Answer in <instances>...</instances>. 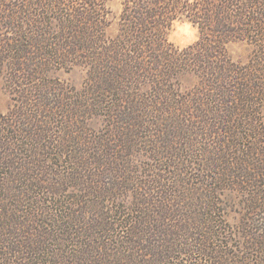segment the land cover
<instances>
[{
    "label": "rangeland",
    "instance_id": "1",
    "mask_svg": "<svg viewBox=\"0 0 264 264\" xmlns=\"http://www.w3.org/2000/svg\"><path fill=\"white\" fill-rule=\"evenodd\" d=\"M111 7L116 15L120 14L121 0H115ZM194 44L178 52L167 43L169 49L186 59L188 53L185 51L192 52ZM261 50L246 43L228 46L237 70L256 73L260 77L252 88L256 92L247 95V99L236 90L240 85L236 88L227 86V89L236 90L233 96L222 94L225 87L222 84L213 86L221 91L204 85L208 79L217 83L214 66L232 64L223 55L205 64L196 63L208 70L205 76L199 73L198 65L191 68L174 65V76L168 79V93H155L156 89L149 83L151 80H130L127 88L122 89L125 95H135L134 101L138 103L131 104L124 100L125 97L121 102L116 96L108 98L101 92L97 95L99 79L89 65L71 60L50 63L48 69L41 70L35 61L29 66L37 73L31 70L20 73L12 69L10 62L2 63L0 122L3 121L1 116L8 122L6 135H0V158L6 163L0 166V199L9 205L15 217L29 212L35 199L39 198L44 210H49L50 204L64 201L58 209L63 208L74 215L78 223L79 218L86 220L90 227L96 228V220L106 224L118 222L117 204L112 207L114 213H109L107 210L112 205L97 199V195H103L100 188L111 189L113 196L121 197L117 211L133 207L138 202L135 194L138 192L139 195L142 193L143 200H148L143 209L158 214L161 212L158 201L168 197L176 209L168 226L184 225L189 228V235H193L184 239L172 236L163 240L157 237L137 239L143 248H147V255L150 253L142 257L139 245L130 250H119L114 245L120 241L119 235L130 237L126 228L119 232H104L103 228L102 234L107 237L85 235L77 238L84 229L76 231V226L72 230L65 227L56 230L41 223L39 233H70L75 238L67 242L49 240L43 252L40 249H36L37 253L25 250L26 260H19V263L39 260L55 264L59 259H54L52 253L58 251L61 260L67 264H159L157 259L163 257L161 252L155 251L159 242H172L177 247H181V242L198 246L206 239L199 234L213 232L215 235L207 239L206 247H198V250L208 247L212 253H200V250L189 256L166 252L174 256L170 262L264 264V212L258 209L252 213L250 206V195L256 188L264 191V54ZM231 99L235 102H230ZM98 101H103V105H91ZM119 104H122V117L118 112H115L117 115L109 112L110 107L118 106V109ZM128 112L131 115H127ZM79 164L87 168L88 177H92L89 173L100 169L96 172L103 176L111 172L112 178H100L105 181L97 185L99 193L88 194L87 191L88 196L83 198V190L90 185L83 186L77 179H72L82 171ZM10 172L13 176L9 180L6 174ZM36 174L45 181L37 188L32 186V177H37ZM135 180L137 184H134ZM117 185L127 189L140 185L143 189L113 191ZM31 187L34 188L31 190ZM26 189L27 202L18 204ZM54 192H58L57 200ZM260 201L256 200V204L253 201L254 208L261 206ZM99 208L100 212H95ZM44 221L49 220L45 218ZM155 227L158 228V224ZM32 232L35 231L18 233L28 235ZM82 241L92 247L81 245ZM79 251L83 254L78 255Z\"/></svg>",
    "mask_w": 264,
    "mask_h": 264
},
{
    "label": "trees",
    "instance_id": "2",
    "mask_svg": "<svg viewBox=\"0 0 264 264\" xmlns=\"http://www.w3.org/2000/svg\"><path fill=\"white\" fill-rule=\"evenodd\" d=\"M114 1L0 0V70H2V63L10 62L12 69L15 71L27 73L31 70L37 73L33 68H30L31 62L37 61V66H40L42 70L45 67L48 69L50 63H67L73 60L79 64L89 65L94 76L98 77L99 81L96 83L99 86L95 90L97 95L101 92L102 95L108 98L116 96V100L121 102L125 97L124 100L131 104L138 103L136 100L134 101L133 96L135 95L133 93L125 95L122 89L123 87L127 88V83L130 80L134 79L133 81H135L141 78L151 80L149 83L156 89L155 93H158V91L168 93L170 88L168 86L170 80L168 81V79L174 76L172 73L174 65H184L191 68L198 65L196 63L205 64L206 61L213 58L218 59L221 55L232 63L233 60L228 52V46L233 43L258 46L264 54V0H121L122 9L118 15L113 12L111 7ZM180 17L190 21L198 28L200 34L198 42L192 46L193 51H185L188 53L187 59L173 51V48V50L169 49L166 40L172 22ZM200 66L198 65L199 73L205 76V72L208 70L204 66ZM234 66V63L214 66L213 72L215 73L214 76H217V83L208 79L204 85L219 89L213 86L222 84V86H225L222 94L231 96L237 90L240 91L239 94L246 95L245 99H247V95L256 92V89L252 90V88L255 81H260V77L256 76V73L239 71ZM177 68L178 66L175 67V69ZM228 85H234L235 88L240 86L236 90H231L227 89ZM219 90L221 91V89ZM143 100L146 101L144 96ZM240 100L243 99L240 98ZM219 102L221 106L222 100ZM230 102L235 101L231 99ZM103 103V101H98L91 105L99 107ZM227 103L229 102L227 101ZM121 105L119 104L118 109V106L114 109L110 107L111 111L109 112L114 115H117L118 112L120 113L119 116L122 117ZM154 107L157 106L154 105ZM129 108L131 109V107ZM127 115H131V112H128ZM1 118L3 121L0 122V135L4 136L6 135L5 126L8 121L5 122L2 116ZM17 132L19 133V129L16 130V135ZM0 145L2 146L1 142ZM3 161L0 158V166L6 164ZM95 164L97 163L95 162ZM79 167H82V171L72 179H77L83 186L90 185L83 190L85 194L83 198H86L90 193H99L96 189L100 187H97V185L105 181L100 178H112L111 172L106 176L97 173L96 171L100 169L89 173L92 174V177H88L86 175L87 168L80 164ZM263 173L264 171H262ZM6 175L9 180L13 176L12 172ZM36 176L35 178L32 177L34 182L32 186L37 188L45 181L40 179L39 175L36 174ZM113 178L115 177L113 176ZM248 179L251 181V178ZM128 181L133 182V179H128ZM34 187H31V190ZM135 187L127 189L123 185H117L113 191H121L126 188L135 192V190L143 189L140 185ZM90 188L94 191H90ZM254 190L255 188H253ZM27 191L26 189L21 196L19 195L18 204L27 202ZM87 191H89L88 194L85 193ZM100 191L103 192V195H97V199H100L103 204L110 203L112 205L111 207L108 205L110 207L107 210L109 213H114L112 207L117 204L118 208L116 207L115 213H118L119 220L110 224L100 223L96 220V228L90 227V223L86 220L81 219L80 221V218L78 223L74 219V215L63 211V208L58 209L60 205L65 203L64 201H57V204L54 205L50 204L49 210H44L42 200L37 198L33 202L32 209L18 218L13 215V210L9 205L1 202L0 199V264H22L19 263V260H26L24 257L26 256L25 250L37 253L35 252L36 249H40V252H43L45 251L43 248L47 246L49 240H64L67 242L68 239L75 238V235L70 233H56L55 235L39 233L41 230L38 226L41 223L50 226V228L54 227L56 230H61L64 227L72 230L76 226L80 227L76 231L84 229L83 233L77 235V238L85 235L99 238L107 237V235L102 234L103 228H105L104 232H115L116 230L119 232L120 229L126 228L129 230L130 237L119 235L120 241L114 245L119 250H130L134 245H139V252H141L142 257H146L150 253L147 255V248H143L138 240L149 237H157L162 240L170 236L175 237V239L177 237L182 239L193 237L187 231L189 228L184 225L168 226L170 223L168 221H172L176 211L168 197H163L162 201H158L157 206L161 207V212L158 214L143 209L142 206L148 204V200H143L142 193L139 195L138 192H135L138 202L133 207L129 206L125 211H117L120 209L118 200L121 197L113 196L111 189L101 190L100 188ZM53 194L57 197V200L59 197L58 192ZM250 196H252L250 201L252 213L258 212V209L259 212H264L263 189L256 188V191ZM256 200L262 202L259 208L253 206V201L256 204ZM109 207H106V209ZM97 210L95 212H100V208ZM84 213L87 214L88 212L84 211ZM96 217L101 219L99 216ZM45 218H48L49 221H44ZM79 224L80 226H78ZM157 224L158 228L155 227ZM29 230L35 232L28 235L18 233ZM174 230L177 232H174ZM214 235L213 232L199 234L198 236L206 239L202 240L198 246L181 242V247H177L172 242H166V244L159 242L155 251H157V254L161 252L163 257L165 256L167 259L162 257L157 259V262L159 264H175L178 262H170L174 260V256H169L166 252L187 254L189 256L190 253L200 252V250V253L202 251L205 253L211 252L207 250L208 247L200 250H198V247H206L208 240L213 238ZM125 238L127 239L124 240ZM80 244H87L86 247H92L87 241H82ZM81 254L83 252L79 251L78 255ZM52 256L54 259H59L55 261V264H67L61 260L60 252L55 251ZM75 258L78 260V257ZM170 258L171 260H169ZM24 264H52V261L37 260V262L32 261Z\"/></svg>",
    "mask_w": 264,
    "mask_h": 264
},
{
    "label": "clouds",
    "instance_id": "3",
    "mask_svg": "<svg viewBox=\"0 0 264 264\" xmlns=\"http://www.w3.org/2000/svg\"><path fill=\"white\" fill-rule=\"evenodd\" d=\"M198 39V28L184 17L172 22L166 37L167 43L172 45L178 52L184 51V49L197 42Z\"/></svg>",
    "mask_w": 264,
    "mask_h": 264
}]
</instances>
